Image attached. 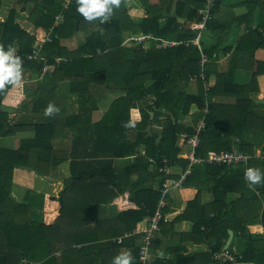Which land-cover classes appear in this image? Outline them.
Wrapping results in <instances>:
<instances>
[{
	"label": "trees",
	"instance_id": "obj_1",
	"mask_svg": "<svg viewBox=\"0 0 264 264\" xmlns=\"http://www.w3.org/2000/svg\"><path fill=\"white\" fill-rule=\"evenodd\" d=\"M126 1L121 0L119 8H114L104 23L87 22L77 11V0H19V8L29 13L34 32L16 20L18 9L14 7L8 19L0 21V44L5 51L12 45L16 54L25 58L44 43L47 32L53 29V41L44 43L42 49L47 71L44 72L43 61L27 60L22 65V77L37 75L40 87L25 95L22 79L18 85H8L0 92V139L32 133L22 138L16 148L0 144V264H112L125 247L132 248L134 264H142L138 242L143 234L126 237L122 242L117 239L136 228L144 229L146 219L156 212L162 197L164 159L169 160L172 171L180 163L186 169L188 162L179 158V141L184 133L191 136L196 132L207 98L210 112L205 116L198 156L212 150L228 151L234 145L251 154L259 146L264 151V144L248 140L249 134L264 135V114L255 110L257 80L240 85L229 71L218 74L207 93L205 81L199 77V49L191 42L199 30L194 32L186 24L201 21L198 11L206 0H139L147 16L138 22L131 18ZM220 2L212 10L205 29L215 28L212 19ZM260 2L264 12V0H247L250 11L244 15L250 32L243 41L255 43L252 55L264 48V15L255 28L250 15ZM185 11L187 23H181L179 18ZM81 33L86 37L76 48L64 44ZM139 33L150 37L133 38ZM163 40L183 43L169 47ZM219 46L205 48L209 62L217 59ZM59 58L61 61L57 62ZM209 62L206 74L212 83ZM253 64L254 78L264 73V62L253 57ZM193 76L199 83L198 94L188 91ZM62 82H68L70 91L78 94V112L64 119L54 114L41 121L12 122L9 109L25 112L32 102V112L38 114L50 102L56 106V89L49 91L45 86ZM251 92L256 95L249 96ZM233 97L237 98L233 104L221 100ZM218 98L221 103L216 101ZM151 111L155 112L154 117ZM95 113L100 117H95ZM162 115H167L168 120L160 119ZM158 124L160 130L154 128ZM70 136L71 149L56 148V143ZM67 160L71 174L64 179V189L59 196L45 194L41 201L44 219H33L32 207L12 196L15 170L24 167L49 176ZM260 163L264 164L252 159L248 166L264 173ZM197 169H205L214 177V200L206 205L197 195L181 215L173 216L171 223L166 207L159 233L167 236L168 227L174 232V225L182 220L192 221L193 230L169 247L174 259L167 263L154 255L162 245L158 233L147 264H264V235H259L264 230V183L256 185L257 193L251 191L243 164L202 163L193 172ZM174 177L172 172L171 178ZM233 192L240 193V197L229 202L228 194ZM114 203H123V211L115 218L99 220L101 206ZM257 228L262 231L257 233ZM230 230L234 231L233 241L241 247L232 241L224 249ZM187 243L206 245L208 251L191 252ZM226 250L237 255L236 263L215 258Z\"/></svg>",
	"mask_w": 264,
	"mask_h": 264
},
{
	"label": "crops",
	"instance_id": "obj_2",
	"mask_svg": "<svg viewBox=\"0 0 264 264\" xmlns=\"http://www.w3.org/2000/svg\"><path fill=\"white\" fill-rule=\"evenodd\" d=\"M18 1L19 0H2V6L0 8V21L1 22L6 21L9 17L10 10L14 7L18 9L16 14V20L21 22L23 26L29 28V30H33L34 32L35 29L34 25L28 21L29 13L27 11H22L19 8L20 6L18 4ZM158 1L160 0H150L151 3H157ZM261 3L262 2L258 3L254 10V13L250 14L253 15L252 16L254 19L253 22L255 23V25L252 28H255L256 25H258V21L261 17V14L264 15L263 7ZM126 7L128 8L129 14L134 21L138 22V20L140 21L141 19L146 18L147 16L146 8L139 0H127ZM249 11L250 9L247 0H222L219 3L218 7L216 8V11L212 19L213 21H215V28L213 30H209L207 28L204 29L203 31L199 30V32H197V35L199 36L200 34V40L204 48L210 49L213 46H216L217 44L220 45L219 46L220 50L216 52L217 59L214 60L213 62H211L212 60L209 62L212 63L210 65V70L213 72L211 77V82H212L211 84L215 85L218 74L219 75L226 74L229 71L233 72L232 79H234L240 85H248L253 81V79H256L257 85H259V90L257 91L258 105L255 110L258 111V113L260 114H264V103H263L264 73L258 74L254 78L255 67L253 64V57L257 61L264 62V48H259L258 50H256L254 55H252V51H253L252 49L254 48L255 43L253 42V40L249 41V39H247L248 42L243 41L246 37H248L250 32L248 23L244 19L245 17L244 15H247ZM187 14H188L187 11H185L184 15L179 18V21L181 23H187ZM193 23L195 22H189L186 25H192ZM192 31L196 32V30L193 29ZM197 35L196 37H198ZM146 36L150 37V35L139 33V34H135L133 38L143 39V37ZM85 37H86L85 34L81 33L71 40L64 41V44L69 48H76L80 43L84 42ZM228 47H230V50H225ZM199 56L201 60L200 51H199ZM189 84L190 85L188 86V91L192 94H198L199 92L198 81L192 78ZM68 95H70L71 97L69 96L68 101H65L66 104L64 106L66 110L67 109L72 110L68 114L71 115L74 112H78V107H79L78 94L71 92V94L69 93ZM250 95L255 96L256 93L251 92L249 93V96ZM67 97L68 96H64V98L66 99ZM221 100L226 104H233L235 103L237 98L234 97L223 98ZM221 100L220 98L216 99V101L220 103ZM12 109L14 110V108ZM94 116L97 118L100 117L97 113H95ZM154 126L158 130L161 129L160 124ZM18 136H20V138L22 139L28 136H32V133L31 132L20 133ZM70 140H71V136L68 139H66V143H68L71 146ZM248 140L251 143L262 145L264 144L263 141L264 135L263 134L259 135L257 133L255 135L249 134ZM62 142L65 141L63 140ZM179 142L182 148V152L185 151L187 149V146L182 147L184 145L182 137ZM56 144H61V141H59ZM261 148L262 146H259L256 148L255 151L260 150ZM69 149H71V147L69 148L68 146V149L66 150ZM65 164L68 168V172H70L71 174L70 160L65 161ZM260 164L264 165L263 163ZM182 166L183 164L180 163V166L176 165V167L174 168L173 173L175 177L180 172L183 171V169L181 168ZM31 174L35 175L36 177L38 176L44 178H51V176H53V175L41 176L35 173L34 171L28 170L24 167L17 168L14 172V177H13L12 196L19 203L29 204V206L32 207L31 217L37 221H42L44 219V211L42 208L43 203H41L43 196L45 194L59 196L62 190L64 189V181L62 182V186H60L61 184L60 182L56 186H52L51 184H49L47 187H45L46 188L45 191L47 190V192H44L40 199H37V201L33 202L31 198H29L27 195L29 194L28 192L29 189L26 184V179H28L27 175L29 176L30 181L33 182L35 180L31 178ZM214 186H215L214 177L210 176V174L205 169L195 170L189 182L184 187L173 190L170 196L168 197L167 207L169 209V215H171L168 221L171 223L173 216L175 214L181 215L185 211L188 202L195 199L197 195H199L198 198L199 201H201V203L206 205L212 203V201L214 200ZM55 189L58 193L54 192ZM251 191L257 193V186L251 185ZM16 193L17 195H15ZM34 197H36V195ZM239 197H240V193L233 192L228 194L227 200L229 202H233L236 201ZM121 207L123 208V203L102 205L98 211L97 218L99 220L115 218L117 217L118 213L123 211ZM148 219L149 217L146 219V223L148 222ZM173 228H174L173 229L174 232H171V230L168 227V235H167L168 237L163 235L161 232L158 235V238L161 239L162 241V245H161V249L156 250V253H154V255L156 256L157 259L163 260L164 263H167V261L170 262V260L174 259L173 251H168L169 247H172L174 244L178 243V241L181 238V235L190 233L193 230V222L190 220H182L176 223ZM257 230H258L257 233H260L262 231L260 230V228H257ZM259 235H264V230ZM138 243L141 244V241L139 240ZM236 244L238 247H241L237 241ZM186 245L189 247L191 252L201 251V250L208 251V247L203 244L187 243ZM122 250L130 251L133 256L132 248L130 247L121 248L118 254ZM57 256L59 258L62 257L60 253H58Z\"/></svg>",
	"mask_w": 264,
	"mask_h": 264
},
{
	"label": "built area",
	"instance_id": "obj_3",
	"mask_svg": "<svg viewBox=\"0 0 264 264\" xmlns=\"http://www.w3.org/2000/svg\"><path fill=\"white\" fill-rule=\"evenodd\" d=\"M218 1L222 0H206V4L202 7L198 12L201 16V21L197 23H193L191 25L193 30H200L203 31L205 29V23L210 18L211 12L214 7L217 5ZM59 18V17H58ZM198 36V35H197ZM144 38V37H143ZM53 41V29H50L45 37L44 43H51ZM193 44L197 45L201 54L200 66L201 72L199 77L205 81L204 87L206 92H210L211 90V83L209 79L207 80V69L206 64L209 62V56L205 52V48L202 46L200 40V34L198 37L191 41ZM43 44L39 47L35 48L31 54H29L26 58L21 57L22 61L25 62L27 60H37L43 61L45 64L44 72L47 71V59L42 55ZM183 42L176 41V40H163V44L169 47L177 46L182 44ZM61 59H57V62H60ZM194 78V76H193ZM196 79V78H194ZM154 107V102L150 103ZM210 101L207 98L205 102V107L203 108V117L196 123V132L189 136L188 134L184 133L182 135L183 146H187V149L179 155V158L186 160L188 162L187 167L185 170L180 172L178 176L171 178V173L173 172L171 168L168 166L169 160L167 158L164 159L165 166L161 168L162 173V180L163 184L161 187L162 197L158 204L157 210L152 217L148 219V222L144 229L140 230L139 228L134 229L131 233H126L124 236H121L117 239L118 242H122V240L126 237L130 236H137L139 234H143L141 238V246L139 250L140 260L142 264H147L148 260L150 259L152 252L151 246L153 239L156 238L157 234L160 231L161 221L164 216V209L168 205V196L171 194L173 190L180 189L186 185L188 182L189 177L193 174V169L195 166L199 164H207V165H227L232 166L236 164H243L246 166V170L249 167L250 160L252 159H260L264 162V151L262 149L257 150L254 154H251L246 151L240 150L236 145L232 146L230 150L225 151H216L212 150L209 151L204 156L197 155V148L200 146V135L201 131L206 126L205 116L210 112ZM166 112L165 109H163ZM216 259L221 260L222 262L230 261L236 263L238 258L237 255L232 253L229 250L220 252L215 255ZM24 263H27V259L23 260Z\"/></svg>",
	"mask_w": 264,
	"mask_h": 264
},
{
	"label": "clouds",
	"instance_id": "obj_4",
	"mask_svg": "<svg viewBox=\"0 0 264 264\" xmlns=\"http://www.w3.org/2000/svg\"><path fill=\"white\" fill-rule=\"evenodd\" d=\"M77 11L85 18L87 22L100 20L101 23L107 22L114 13V8H119L121 0H77ZM23 61L16 54V49L12 45L5 51L4 45L0 44V92L6 90V86L18 85L22 80ZM59 109L49 103L44 110L47 117L58 113ZM134 127V125H127ZM245 180L250 185H260L264 183V173L258 168H248L245 171ZM112 264H134V258L130 251L122 250L112 260Z\"/></svg>",
	"mask_w": 264,
	"mask_h": 264
},
{
	"label": "rangeland",
	"instance_id": "obj_5",
	"mask_svg": "<svg viewBox=\"0 0 264 264\" xmlns=\"http://www.w3.org/2000/svg\"><path fill=\"white\" fill-rule=\"evenodd\" d=\"M22 79L25 80L24 85H26V89H25V87H23V91L26 95L31 94L37 87H40V84L38 82L39 78L37 75H35L33 78L23 76ZM45 88L49 91L56 89L55 90L56 95H57L56 107L59 109V112L56 113V115H59L62 119L67 117L68 114L72 111L71 109L66 110L65 106H64L66 104L65 101H68V98L70 96L68 94L69 93L71 94L69 83L68 82H62L59 85H55L53 83L48 84V85L46 84ZM64 96H68L67 99L64 98ZM72 102H74V101H72ZM32 107H33L32 102H30L28 111L20 112V111H16L13 109H9L12 122H14V123L31 122V121H40V120H44L45 118H49V117L45 116L44 111H42L41 113H38V114H36L35 112H32ZM18 135L19 134L14 135V136H10V137L1 138L0 144L2 146H6L9 148L10 147L16 148L19 146L20 141L22 140L20 138V136H18ZM68 146L70 148V145L68 143H66V140H65V142H61V144H56L57 149L66 150V149H68ZM131 159H133V158H131ZM50 175H53V176H51V178H44V177H38V176L36 177L35 175L31 174V178H33V180L35 179L33 182L29 180L30 178L27 175L28 179H26V184H27L28 189H29V191H28L29 194H27V195L29 198H31V200L33 202L37 201V199H40L44 192H47V190L45 191V189H46L45 187H47L49 184H51L52 186H56L60 182L61 183L60 186H62V182L64 181L65 178H67L70 175V172H68V168H67L65 162H63L59 166V168L57 170L53 171V173ZM54 192L58 193L56 191V189L54 190ZM15 195H17V193ZM35 195H36V197H34ZM232 244H236V240H234Z\"/></svg>",
	"mask_w": 264,
	"mask_h": 264
},
{
	"label": "water",
	"instance_id": "obj_6",
	"mask_svg": "<svg viewBox=\"0 0 264 264\" xmlns=\"http://www.w3.org/2000/svg\"><path fill=\"white\" fill-rule=\"evenodd\" d=\"M150 114H151L152 117L155 116V112L154 111H151ZM160 119L168 120V116L167 115H162V116H160ZM233 237H234V232H233V230H230V237H229L224 249H227L229 247V245L231 244V242L233 240Z\"/></svg>",
	"mask_w": 264,
	"mask_h": 264
}]
</instances>
